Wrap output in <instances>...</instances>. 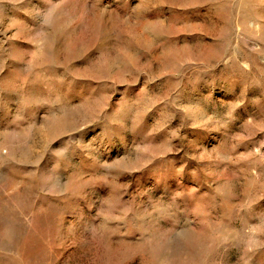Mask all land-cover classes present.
<instances>
[{"label":"rangeland","instance_id":"1","mask_svg":"<svg viewBox=\"0 0 264 264\" xmlns=\"http://www.w3.org/2000/svg\"><path fill=\"white\" fill-rule=\"evenodd\" d=\"M0 264H264V0H0Z\"/></svg>","mask_w":264,"mask_h":264}]
</instances>
